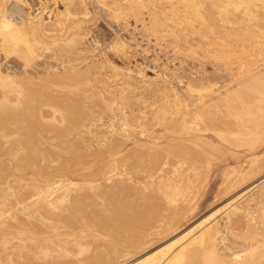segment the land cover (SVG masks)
<instances>
[{"label": "bare ground", "instance_id": "1", "mask_svg": "<svg viewBox=\"0 0 264 264\" xmlns=\"http://www.w3.org/2000/svg\"><path fill=\"white\" fill-rule=\"evenodd\" d=\"M91 1L101 5L107 33L115 35L112 47L123 59L108 60L110 73L85 45L88 36L100 43L86 25L99 20L90 0H0V176L28 183L12 207L0 206V264H264V179L257 191L237 194L263 173L264 153L243 169L225 168L216 198L227 202L181 233L194 209L183 193L207 175L165 166L168 159L196 160L212 150L236 154L239 126L250 115L239 112L238 103L250 93L264 101V89L250 82L264 83L257 62L232 68L235 84L213 76L180 88L183 81L176 85L174 75L147 76L128 61L134 47L120 33L133 20L156 40L167 34L222 40V29L243 31L244 21L264 18V0H216L222 15L228 8L242 14L220 26L210 24L198 0H182V9L160 0ZM255 38L264 61V34ZM206 46H214L204 49L214 64L231 68L229 47ZM147 160L161 163L155 182L134 175ZM183 175L192 187L165 184ZM132 193L149 195L150 204L121 208L118 198ZM83 212L94 223L74 227ZM172 234L166 245H156Z\"/></svg>", "mask_w": 264, "mask_h": 264}, {"label": "rangeland", "instance_id": "2", "mask_svg": "<svg viewBox=\"0 0 264 264\" xmlns=\"http://www.w3.org/2000/svg\"><path fill=\"white\" fill-rule=\"evenodd\" d=\"M176 1L178 2L176 3ZM198 1L200 3L202 2L201 10L203 13H206L205 16H209L208 19H210V21H208L210 22V24L214 22V24L216 23V25L220 26V23L218 21L223 19L228 25L230 22H233L234 20L236 21L237 15H242L240 14V12H233V8V10H230L231 8H228L230 12L228 13L227 11H225L227 12L225 13L227 15H222V13H224V8L221 9L222 11L220 9L216 10V8L219 7L216 4L219 0L217 2L216 0ZM212 1H215L214 6H212ZM160 2L162 4H178L176 6H179V8L181 7V9L183 8V5H179L182 0H160ZM89 6L93 13H95L99 17V20L98 22H96L95 20L90 19L86 22V25L90 30L92 37H94L93 34L98 35L100 43L97 46L94 42H92V38H89L88 36V39H85V45L86 47H88L87 51L88 54L91 55V58L95 60L99 59V62H103V68H105L108 73H110L109 71H113V64L111 63V61L115 64H121L120 60L123 61V59L116 53V50L112 47V44L114 42L113 37L115 38V35H110L107 33L109 31V25L104 19L105 16H100L102 8L101 5L100 7H98L94 2L90 0ZM98 12L100 14H98ZM231 12L234 14L231 15ZM258 17L259 19H257ZM258 17L255 19L252 18L251 20L244 21L243 31H236L229 27L226 29H222L221 31H224V33L227 35L222 40L218 39V34L209 33L208 37L204 39L200 37L201 35L197 34L194 36H188V41H186L184 39L185 37L181 35L167 34L166 36H164V39L156 40L152 36H147L143 31L139 29L140 23H138V29H135L136 23H134L133 20H131V25L128 27V30H124L120 33H125V36L130 37L132 45L134 47V49H131V51L127 54V60L131 61L132 63L136 61V63L140 64L144 69V74H146L147 76H155L152 71H158L159 73L166 75V77L168 78L174 75L176 85L178 84L177 82L179 80L183 81L182 84L178 85V87L180 88H182L181 86L185 85L187 81L191 79L203 82L213 76L219 77V82L220 84H222L226 81L229 82L231 79L233 80L232 76L235 74V72L232 68L236 69L244 62H257L254 65L257 66L256 69H254L255 73L258 72V75L264 74V61L261 60L262 54L259 53V47H257L256 43L254 42V40L256 39L255 37H257L258 35L263 36L264 34V18L263 16ZM260 17L263 19H261ZM116 25L117 24L115 23V26L113 27L117 28ZM245 26H247L253 32L254 38H251L245 33ZM226 30L227 32H225ZM201 38L206 42L204 41L205 43H202ZM216 41L223 42L226 49L229 47L228 50L231 56L228 66L231 67L230 69H226L225 66H222L220 63L214 64L215 61L213 60V58H211L212 54H210L209 52H205L206 50H208L206 48L210 49L214 47H207L206 45H209L212 42ZM183 44L184 46H181ZM225 44L227 45V47ZM203 45L205 48H202ZM203 51L205 52V54L208 53V55L206 54L203 57ZM206 56H209L210 58H207ZM152 59H157V63L159 64V66H155V63ZM164 70L168 71V75L165 74ZM236 82L237 81L235 80L232 81L233 84H235ZM250 82L255 83L254 85L258 86L259 88L264 89V83H259L258 80ZM250 82L247 83L249 84ZM245 90L246 88H243L242 91L245 92ZM238 105L239 112L244 109L245 111L249 112L250 115L246 118V121L239 126L240 132L242 134V140L240 142V146L237 148L238 151L235 155H233L230 151L224 152L221 150H212L208 153H203L196 160H167L168 163L165 166L170 168L171 170H181L180 172L190 173L194 172L195 168H199L206 172L207 175L199 182L198 186L196 187L191 186L193 184L192 180L188 181L189 179H191L189 175H183L181 177L175 176L173 177V180L169 181V183H165L169 187L175 188L182 183H187V185H190V187L193 188H190L189 191L186 190V192L183 193L184 197L191 199L192 205H194V209L185 217V219L183 220V225L178 233H181L184 230L193 227L213 210L217 209L227 202L228 199L226 197L219 196L216 198L219 187L222 184L223 171L225 170V168L235 164L239 168L243 169L253 158H257L260 154L264 153V112H260L261 110L264 111V101L260 100V96L254 93H250L247 94L238 103ZM135 107L138 108V106ZM253 119H257V122H253ZM258 123H260L261 126L260 124L258 126ZM12 129L13 127H10V130ZM22 157L23 153H19V161H21L20 159ZM80 161L84 162L85 160L84 158H82ZM159 165H161V163L155 165L154 163L150 162V160L141 162L138 164V166H136V173L134 175L142 177L147 181L153 179V182H155L156 179L159 178L158 174L154 171ZM121 168L122 166H120V169ZM154 173H156L157 175H153ZM263 179L264 171L263 173H260L258 175L254 174L251 182L243 184L239 188L237 194L241 196L243 193H246L249 189L248 187H252V190L250 191L251 193L257 191ZM25 186H28L27 182H15L12 180L9 181L7 179H4L3 176H0V206L12 207L15 200L20 196ZM210 193H212V196L208 197ZM247 196V194L242 196V200H244ZM118 200H120V202H118L119 206L123 209L135 207L136 205H149L151 201L149 195L143 193H132V195L123 196L121 198H118ZM93 220L94 219L92 216H89L83 212L82 215L78 217V220H75L73 222V225L74 227H83L85 225L94 223ZM123 229V226L119 228L120 231H122ZM175 236L176 234H172L156 245L164 246Z\"/></svg>", "mask_w": 264, "mask_h": 264}]
</instances>
